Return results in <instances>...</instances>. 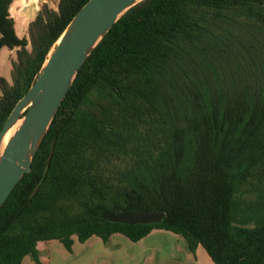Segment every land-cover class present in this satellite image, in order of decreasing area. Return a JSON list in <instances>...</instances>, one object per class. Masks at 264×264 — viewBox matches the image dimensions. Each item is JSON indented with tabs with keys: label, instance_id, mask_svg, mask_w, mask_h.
<instances>
[{
	"label": "trees",
	"instance_id": "trees-1",
	"mask_svg": "<svg viewBox=\"0 0 264 264\" xmlns=\"http://www.w3.org/2000/svg\"><path fill=\"white\" fill-rule=\"evenodd\" d=\"M88 0L44 5L20 37L0 0V131ZM31 43L32 49H28ZM158 209V223L102 216ZM175 232L216 264H264V0H143L99 42L53 119L32 168L0 208V264L38 243L72 250L93 235Z\"/></svg>",
	"mask_w": 264,
	"mask_h": 264
},
{
	"label": "water",
	"instance_id": "water-1",
	"mask_svg": "<svg viewBox=\"0 0 264 264\" xmlns=\"http://www.w3.org/2000/svg\"><path fill=\"white\" fill-rule=\"evenodd\" d=\"M141 1L88 0L67 25L35 82L16 103L0 131L1 148L7 132L21 121L0 154V208L31 170L53 119L90 54L122 15ZM46 2L54 3L59 10L60 0H24L22 7L34 4L40 10ZM102 216L115 222L150 224L161 222L166 213L158 209L104 210Z\"/></svg>",
	"mask_w": 264,
	"mask_h": 264
},
{
	"label": "crops",
	"instance_id": "crops-1",
	"mask_svg": "<svg viewBox=\"0 0 264 264\" xmlns=\"http://www.w3.org/2000/svg\"><path fill=\"white\" fill-rule=\"evenodd\" d=\"M170 232L154 228L138 241L119 232L108 241L93 235L81 242L74 235L72 250L58 239L43 240L38 243L39 258L43 264H216L202 245L192 251L184 237ZM20 264L37 262L26 255Z\"/></svg>",
	"mask_w": 264,
	"mask_h": 264
},
{
	"label": "rangeland",
	"instance_id": "rangeland-1",
	"mask_svg": "<svg viewBox=\"0 0 264 264\" xmlns=\"http://www.w3.org/2000/svg\"><path fill=\"white\" fill-rule=\"evenodd\" d=\"M24 0H14L11 5V15L15 20V26L17 33L20 37H27L30 39V26L31 23L36 19L44 5H47L50 9L57 10V5L51 2L43 4L42 9L38 10L36 6L28 5L25 8L22 7ZM25 5V3H24ZM23 8V9H22ZM54 46L51 51H53ZM28 49H32L31 43L28 44ZM17 48L3 47L0 51V81L4 79L9 84H13V79L16 76L15 64L17 63ZM2 94V88L0 86V96ZM172 233V232H170Z\"/></svg>",
	"mask_w": 264,
	"mask_h": 264
},
{
	"label": "bare ground",
	"instance_id": "bare-ground-1",
	"mask_svg": "<svg viewBox=\"0 0 264 264\" xmlns=\"http://www.w3.org/2000/svg\"><path fill=\"white\" fill-rule=\"evenodd\" d=\"M21 121H19L15 126H13L8 132L7 134L5 135L3 141H2V144H1V148H0V154H2V152L4 151V148L8 142V140L10 139V137L14 134L15 130L18 128L19 126V123Z\"/></svg>",
	"mask_w": 264,
	"mask_h": 264
}]
</instances>
